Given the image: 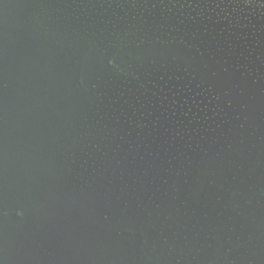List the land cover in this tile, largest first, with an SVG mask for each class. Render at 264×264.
<instances>
[{"label": "water", "instance_id": "1", "mask_svg": "<svg viewBox=\"0 0 264 264\" xmlns=\"http://www.w3.org/2000/svg\"><path fill=\"white\" fill-rule=\"evenodd\" d=\"M12 19L0 12V29ZM90 54L61 59L59 108L45 103V62L9 87L0 56V264H264V138L247 125L239 145L211 142ZM56 121L82 123L90 145L62 129L50 172L20 171L30 132Z\"/></svg>", "mask_w": 264, "mask_h": 264}, {"label": "rangeland", "instance_id": "2", "mask_svg": "<svg viewBox=\"0 0 264 264\" xmlns=\"http://www.w3.org/2000/svg\"><path fill=\"white\" fill-rule=\"evenodd\" d=\"M181 4L169 0H5L0 2V12L14 17L11 25L25 26L43 42L46 64L40 86L45 103L53 100L52 107H60L54 97L60 95L61 59L82 53L89 56L95 49L102 54L100 62L110 67V78L139 85L158 105L167 101V111L170 108L174 116L184 117L188 122L181 124L186 127L214 130L209 141L239 145L248 133L247 125L250 135L257 132L262 140L264 129L259 128L263 126L249 122L253 118L264 124V65L241 64L239 42L224 39L222 34L229 25L224 15L245 12L234 6L214 12V5L186 8ZM60 31L70 33L69 53L61 44ZM2 64H7V71L11 69L10 62ZM3 77L9 87L15 82L10 73ZM216 78L228 80L230 87L213 89L208 82ZM230 91L241 99H234ZM59 110H54L58 116ZM83 126L56 121L44 130L30 132L27 147L33 161L30 165L23 162L19 170L41 173L43 164L49 173L51 167L43 155L56 149L62 129L70 128L67 134L79 135L77 143L82 140L89 146L91 137L82 131Z\"/></svg>", "mask_w": 264, "mask_h": 264}, {"label": "flooded vegetation", "instance_id": "3", "mask_svg": "<svg viewBox=\"0 0 264 264\" xmlns=\"http://www.w3.org/2000/svg\"><path fill=\"white\" fill-rule=\"evenodd\" d=\"M169 1L181 2V6L186 8L214 5V12H217L227 9L229 6H234L245 12L243 15L241 13L240 16L234 17L224 15L223 17L225 18L229 17L224 19L229 25L222 34L224 39H231L234 43L239 42L238 47L242 48L243 51L242 55L239 56L242 58L241 64L264 65V0ZM192 2H195V4ZM0 32L4 33L0 34V44L5 47L0 46V54H5L6 61L11 63L10 76L15 80H24L26 76L22 75V73H29V66L36 64L39 67L43 63V42L22 25L6 27V29H0ZM234 47L236 48L237 46L235 45ZM20 134L24 135L26 132Z\"/></svg>", "mask_w": 264, "mask_h": 264}]
</instances>
